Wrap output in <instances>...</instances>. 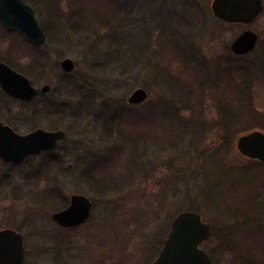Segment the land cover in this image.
<instances>
[{"label": "rangeland", "instance_id": "rangeland-1", "mask_svg": "<svg viewBox=\"0 0 264 264\" xmlns=\"http://www.w3.org/2000/svg\"><path fill=\"white\" fill-rule=\"evenodd\" d=\"M25 2L46 38L38 50L40 71L33 76L24 73L29 62L25 49L23 55L12 48L13 53L6 56L16 36H1V28L0 57L13 60L38 91L43 85H49L50 91L20 104L9 101L0 90V121L18 134L40 128L61 130L64 138L53 151L19 164H5L0 159V230L18 229L22 234L23 264H149L179 213L195 210L211 228L212 216L204 206L201 187L207 178L204 161L220 143L223 131L219 104L235 110L250 102L264 112V68L258 70V76L250 73L248 84L244 83L238 74L244 75V70L232 67L239 62L228 60L234 55L230 45L246 29L257 33L255 51L243 58L263 62L264 13L243 26L215 18L211 0ZM56 5L63 13L72 9L78 16L74 23L80 17L88 29L66 27L63 34L57 33L63 24L56 18ZM176 48L192 59L190 65H198V71L183 65ZM64 59L74 64L69 74L60 69ZM226 59L233 65L224 63ZM238 87H243L241 94ZM137 88L146 91L147 99L128 105V97ZM49 107L54 114L43 112ZM244 120H236L238 131L227 155L230 165L245 166L249 161L235 147L243 133L240 130L249 126ZM195 122L202 123L203 129L198 130L201 139L193 143ZM114 147L119 148L114 172L108 170L100 176L110 181L109 187L97 190L80 171ZM46 161L58 167L52 174L55 186H51L50 174L46 180H35L32 175ZM244 179L255 181L252 175ZM47 187L57 190L65 206L73 194L87 197L91 210L85 223L76 228L56 225L51 215L61 209L35 200L36 193L42 195V188ZM262 197L259 206L253 197H244L239 203L246 210L242 214L250 211L260 218L251 217L248 227L264 228ZM245 230L238 228L226 241L209 238L201 248L212 264H264L259 244L243 237ZM224 245L225 251L220 249Z\"/></svg>", "mask_w": 264, "mask_h": 264}, {"label": "water", "instance_id": "water-1", "mask_svg": "<svg viewBox=\"0 0 264 264\" xmlns=\"http://www.w3.org/2000/svg\"><path fill=\"white\" fill-rule=\"evenodd\" d=\"M210 10L214 17L230 24L250 25L262 12L261 0H212ZM0 24L7 31H16L36 46L45 42L44 32L33 9L24 0H0ZM257 35L245 30L231 43L235 55H245L255 48ZM63 73H71L70 59L60 62ZM0 88L12 98L31 101L37 90L23 75L0 62ZM50 91L43 85L40 93ZM147 99L142 88L135 89L127 99L128 105H139ZM64 137L61 130L46 131L37 128L26 134H17L0 122V158L4 163H21L26 158L52 151ZM235 147L240 156L264 163V132L252 130L237 137ZM71 165H68L70 168ZM91 203L80 194H73L68 205L51 215L52 221L62 228H76L89 217ZM210 237V227L193 211H184L174 217L170 230L156 258L150 264H212L201 248ZM24 247L21 234L12 229L0 230V264H23Z\"/></svg>", "mask_w": 264, "mask_h": 264}, {"label": "trees", "instance_id": "trees-1", "mask_svg": "<svg viewBox=\"0 0 264 264\" xmlns=\"http://www.w3.org/2000/svg\"><path fill=\"white\" fill-rule=\"evenodd\" d=\"M56 4V3H55ZM52 9V8H51ZM50 9V11H51ZM55 14L57 20L62 19V29L63 30H55L57 33L63 34L64 29L68 27L69 29L72 28H77V29H82V30H87L88 28L82 23L81 18L79 17V21L74 23L73 19L76 18L78 19L77 14L74 12H71L72 9L68 10L67 13H63L60 8L56 5L55 8ZM74 13V14H73ZM51 12H49L48 16L50 17ZM71 15V17H69ZM47 16V17H48ZM49 24V23H48ZM45 29V28H44ZM46 31V30H45ZM54 31V32H55ZM55 32V33H56ZM2 35H15L16 39H12L10 42V45L8 46V51H6V56L7 54L13 53V51L18 52L19 49L21 50V53L24 55V49L26 50V55L25 57L28 58V67L24 71V73L28 76H33V72L40 71V56H39V48L32 45L28 41H26L19 33L17 32H7L3 31ZM47 33V31H46ZM56 33V34H57ZM48 35V33H47ZM19 41H22L25 43V45H21ZM13 48V51H12ZM31 49H34L36 51H31ZM175 51V50H174ZM180 56L179 59L184 63V66H189L191 69L190 71H198V65H190L194 64L192 59L187 57V55L179 51L176 48V51ZM233 60L230 58L228 60L230 61H236L239 62V64H234L231 62L234 67L237 70H244V75L243 72L238 73L239 75L242 76L243 82L248 84V76L251 74L258 76L257 74L259 73L258 70L264 68V61L262 62H257L254 59H244V56H234L232 55ZM1 60L5 61L6 63L11 64L10 59H6L5 57H1ZM227 59L224 60V63H227L229 65L230 61ZM242 61H245L244 64H240ZM216 62V61H215ZM219 62V60H218ZM186 64V65H185ZM187 69V68H186ZM248 72V73H247ZM247 79V80H246ZM246 80V82H245ZM243 88V87H242ZM242 88H239V93L242 90ZM65 89H67V86H65ZM251 89H249V92ZM241 94V93H240ZM84 98V97H83ZM183 99V97H180ZM190 100V99H189ZM85 105L87 104L85 101H83ZM237 107L240 108H235V110H231L229 106L226 104H219V112H220V118H221V127H222V133L220 134V140L217 145L212 149L211 153L208 155L206 160L204 161V165L207 168L206 170V180L204 181V185L201 187V191L204 194L203 197V203L204 206L208 209L212 216V224H211V234H210V239L219 237L223 241H226L229 238H233L235 235V231L242 227L244 230L247 228V230L244 231V234L247 233V235L243 236L245 238H250L253 240L256 245L259 246L261 252L264 253V231L261 230V226H250L248 227L247 225L251 222H248V220L251 217H255V219L260 220L258 216H256L252 212H248V214H242L246 210H243V208H239V203L241 202V199L244 197H253L256 200L258 206L259 204L263 203L262 201V196L264 195V163H259L257 161H248L247 165L245 166H239L236 164L230 165L227 163V155L231 151V145L234 142V137L238 131L236 129L237 123L239 122L238 120H244L246 124H249V126L244 127V129L240 130L247 132L250 130H253L254 127L264 131V112L263 111H258L257 109H254L252 104L246 103L245 105L241 104L238 105ZM81 108V107H79ZM131 109V108H127ZM238 111H241L239 116ZM42 112V111H41ZM46 114H54V111L51 110V108H47L43 111ZM58 114V113H57ZM35 115V113H34ZM130 115V114H129ZM176 120V117L174 116V121ZM238 122H237V121ZM150 121V118L149 120ZM173 120H171L172 122ZM127 122V121H126ZM147 123V122H145ZM252 123V125H250ZM257 123L261 124L258 125ZM220 125V123H219ZM169 126V124H168ZM128 127V126H127ZM155 127V124L154 126ZM170 127V126H169ZM194 128L196 130L194 137L191 138V142L195 143L197 140L201 139V134L198 132V130H202V123L200 122H195L194 123ZM129 129V127H128ZM171 129V128H170ZM172 131V130H171ZM120 132V131H119ZM122 132V131H121ZM165 132L168 133L165 129ZM169 135H172L171 133H168ZM167 134V135H168ZM169 140V139H168ZM121 142V141H120ZM173 145V144H172ZM123 147V146H122ZM122 147H120L121 151L123 152ZM119 148H111L109 150V154L105 157L103 155H99L95 158H93V161L84 169H82L81 175L89 180V183L95 187L97 190H107L109 187V182L107 181L106 178L100 177L103 175L104 172H107L108 170L111 171L113 169L114 172V165L116 163V157L118 155ZM46 153V152H45ZM122 155V154H121ZM34 157V156H32ZM55 162H50L46 161L44 163H41V165L38 166L37 169L33 171V177L35 180H39L40 178L44 177L46 180V177H49L50 174V181H52L51 186L57 185L55 182V179H53V172L55 171L56 168H58L55 164ZM117 164V163H116ZM58 170V169H57ZM240 173L237 177L235 176L236 173ZM115 175V173H114ZM246 175H252L254 177L255 181L252 182H246L244 179V176ZM87 180V181H88ZM57 190L53 187H47V188H42V195L40 193H36L35 200H37L39 203H43L46 206L53 207L52 209H62L65 207V201L58 196ZM258 199H261L260 202H258ZM240 209V213L237 214V209ZM195 212V210H190ZM242 214V215H240ZM232 220L235 221V223H231ZM264 229V228H262ZM208 239V241H210ZM207 241V242H208ZM224 246H220V249L226 250Z\"/></svg>", "mask_w": 264, "mask_h": 264}, {"label": "flooded vegetation", "instance_id": "flooded-vegetation-1", "mask_svg": "<svg viewBox=\"0 0 264 264\" xmlns=\"http://www.w3.org/2000/svg\"><path fill=\"white\" fill-rule=\"evenodd\" d=\"M263 1L264 0H261V3H262V6H263V10H262V12H261V14L262 13H264V3H263ZM260 14V15H261ZM259 15V16H260ZM258 16V17H259ZM257 17V18H258ZM256 18V19H257ZM255 19V20H256ZM254 20V21H255ZM221 21V20H220ZM253 21V22H254ZM222 22H224V21H222ZM252 22V23H253ZM224 23H226V22H224ZM251 23V24H252ZM226 24H228V25H235V24H230V23H226ZM250 24V25H251ZM243 26H249V25H243ZM0 28H1V34H3L2 32H3V30H5L1 25H0ZM249 30V29H248ZM6 31V30H5ZM7 32H9V31H7ZM256 35H257V33H255ZM4 36H6V35H4ZM257 42H258V35H257V41H256V45H257ZM30 43V42H29ZM33 45V44H32ZM256 45H255V48L253 49V51L252 52H249L248 54H246V55H252L253 54V52L255 51V49H256ZM34 46H36V45H34ZM231 46V45H230ZM36 47H41V46H36ZM244 56V55H243ZM1 57H4V56H1ZM0 57V58H1ZM11 60V59H10ZM12 62H11V64H9V63H6L5 61H3V60H1L0 59V62H2V63H4L5 65H7L9 68H11L13 71H15L16 73H18V74H21V75H23V76H25L26 77V75L23 73V72H21L20 70H19V67L18 66H16L15 65V63L13 62V60H11ZM27 78V77H26ZM28 79V78H27ZM29 80V79H28ZM30 81V80H29ZM31 83V82H30ZM32 85V84H31ZM36 89V88H35ZM0 90H1V88H0ZM37 90V89H36ZM2 91V90H1ZM40 92V89H39V91L37 90V94H36V96L31 100V101H22V100H19V99H17V98H12V97H10V96H8L7 94H5L3 91H2V93L5 95V97L9 100V101H11V102H13V103H20V104H24V103H30V102H32L33 100H35L36 99V97L38 96V93ZM1 122V121H0ZM2 124H4L3 122H1ZM4 125H7V126H9L10 127V125H8V124H4ZM14 132H16L15 130H14V128H12V127H10ZM17 133V132H16ZM18 134V133H17ZM1 159V158H0ZM1 161H2V159H1ZM3 162V161H2ZM4 163V162H3ZM6 164V163H5ZM7 164H9V163H7ZM10 164H13V163H10ZM2 230V229H1ZM24 246V245H23ZM24 252H25V250H24Z\"/></svg>", "mask_w": 264, "mask_h": 264}]
</instances>
